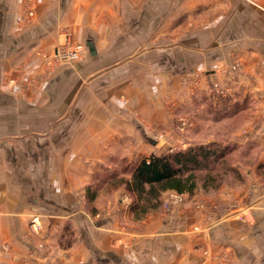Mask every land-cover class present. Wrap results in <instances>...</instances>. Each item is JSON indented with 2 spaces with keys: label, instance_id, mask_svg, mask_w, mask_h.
<instances>
[{
  "label": "crops",
  "instance_id": "0c3cea01",
  "mask_svg": "<svg viewBox=\"0 0 264 264\" xmlns=\"http://www.w3.org/2000/svg\"><path fill=\"white\" fill-rule=\"evenodd\" d=\"M66 34L84 52L49 72L42 57ZM232 57L248 70L236 87L259 98L264 0H0V101L19 104V86L7 90V81L24 71L38 79L32 98L44 105L10 122L0 115V136H11L0 141V166L6 151L10 168L0 171V264H264V184L225 192L218 222L203 232L188 228L201 214L188 205L183 235L163 234L168 223L159 216L150 224L157 234L126 249L116 240L117 207L90 219L83 203L100 166L146 148L144 137L164 125L165 89L184 97L180 74L212 73ZM169 70L177 73L170 87ZM33 215L51 219L42 230L49 253L29 234Z\"/></svg>",
  "mask_w": 264,
  "mask_h": 264
},
{
  "label": "rangeland",
  "instance_id": "374dc122",
  "mask_svg": "<svg viewBox=\"0 0 264 264\" xmlns=\"http://www.w3.org/2000/svg\"><path fill=\"white\" fill-rule=\"evenodd\" d=\"M42 58L49 67V72L57 65L78 59L59 64L52 62L50 65L46 57ZM245 71L248 70L242 65L240 58L232 57L228 65L216 66L212 73L202 71L180 74L184 76L180 82L185 83L186 87L184 97L177 99V96H171V89H165L164 125L149 131L147 137H144L147 147L132 150L129 156H122L115 163H110L109 168L100 166L97 170L90 185L86 186L83 201L87 213L85 215L90 219L103 218V213L106 212L102 211L103 206L105 209L117 207L114 215L120 222V236L116 240L122 248L126 249V242L130 240L146 241L147 237L156 235V227L150 224L159 216H164L168 223V232L163 229V234L183 235L182 227L187 224L186 213H181V208L188 205H193L201 213L197 214L196 223L188 224V228L192 232H203L205 227L209 229L218 222L219 217L216 215L219 214L216 213L226 206L223 200L225 192L233 195L252 192L257 186L264 184V136L254 135L264 127V94L260 93L256 99L247 87H236L246 76ZM165 73L170 87L171 80L177 73L170 70ZM13 80L10 78L7 81L6 89L13 90V85H18L21 101L17 105L11 99L0 101V115L4 114V119L9 122L10 115L14 112L41 111L44 106L39 99L32 98L39 86L38 79H32L23 71L19 81ZM10 137L0 136V141ZM132 143L134 149L135 142ZM208 144H213L222 154L217 158L213 156L205 168L195 170L194 192L189 194L166 190L155 200H149L146 196L139 198L125 187V181L130 179L134 166L141 158ZM1 158L2 173L3 169H10L5 164L8 153L4 151ZM115 193L117 197L112 200ZM151 204L154 207L150 208ZM145 208L147 209L144 210ZM205 210L211 213L210 217L203 214ZM49 218L45 221L44 217L33 215L28 221L29 234L35 235L41 241L38 245L40 252H47L50 248L47 240L49 233L42 231L45 225L51 224ZM102 227L101 240L105 237H102ZM74 234L70 235L74 237ZM131 251L138 252L139 249L134 248ZM53 253L57 254V249ZM206 253L207 249L201 247L200 254L203 256ZM137 254L139 253H135L136 257Z\"/></svg>",
  "mask_w": 264,
  "mask_h": 264
},
{
  "label": "trees",
  "instance_id": "16d2710c",
  "mask_svg": "<svg viewBox=\"0 0 264 264\" xmlns=\"http://www.w3.org/2000/svg\"><path fill=\"white\" fill-rule=\"evenodd\" d=\"M218 153V148L208 144L143 157L134 166L125 187L139 198L146 196L149 200H155L166 190L190 194L196 187L195 170L205 168L213 156L220 157L222 153Z\"/></svg>",
  "mask_w": 264,
  "mask_h": 264
},
{
  "label": "built area",
  "instance_id": "2783aa9c",
  "mask_svg": "<svg viewBox=\"0 0 264 264\" xmlns=\"http://www.w3.org/2000/svg\"><path fill=\"white\" fill-rule=\"evenodd\" d=\"M84 49V44L72 41L70 36L66 34V40L63 43H60L52 52L45 53L43 56L46 57L50 65L52 62L59 64L80 57Z\"/></svg>",
  "mask_w": 264,
  "mask_h": 264
}]
</instances>
